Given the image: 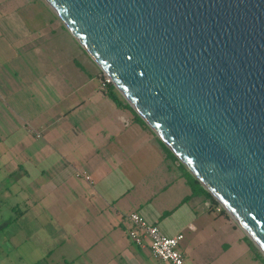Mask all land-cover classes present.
<instances>
[{"label":"crops","instance_id":"obj_1","mask_svg":"<svg viewBox=\"0 0 264 264\" xmlns=\"http://www.w3.org/2000/svg\"><path fill=\"white\" fill-rule=\"evenodd\" d=\"M101 76L45 0H0V195L18 199L24 225L50 243L32 264H168L130 241L133 212L166 236L182 233L186 264L216 262L205 256L215 243L258 261L118 91L119 104L101 89Z\"/></svg>","mask_w":264,"mask_h":264},{"label":"water","instance_id":"obj_2","mask_svg":"<svg viewBox=\"0 0 264 264\" xmlns=\"http://www.w3.org/2000/svg\"><path fill=\"white\" fill-rule=\"evenodd\" d=\"M264 257V0H45Z\"/></svg>","mask_w":264,"mask_h":264},{"label":"rangeland","instance_id":"obj_3","mask_svg":"<svg viewBox=\"0 0 264 264\" xmlns=\"http://www.w3.org/2000/svg\"><path fill=\"white\" fill-rule=\"evenodd\" d=\"M5 183L6 178L4 177V169H2L0 170V187ZM17 202L18 204L16 207L15 204ZM22 208L23 207L18 199L10 198L7 199L6 203L4 194L0 195V264H32V259H37L38 257H41L39 258L40 260L43 259L42 256H33V254L35 253L36 255H39L38 253L47 251L50 246L48 241L44 242V234L43 232L38 231L36 225L34 226L30 223L26 226L24 225V217L19 214ZM217 208L220 209L222 207L219 205ZM221 214L228 220L234 222L225 211ZM226 226L231 230V234L234 235V233H232L233 227L229 223ZM235 226L236 237H239L241 233L245 235L243 230L237 224ZM27 237L30 239V242L25 244L24 241ZM218 239H222L221 242L223 243L225 238L223 234H219L218 236H215L214 240ZM38 243L39 246H37ZM222 248L223 246L220 248L219 243H215L214 248L211 247L209 255H205L213 259H218L211 264H261L258 261H251L250 252L244 257H238L235 251L223 254Z\"/></svg>","mask_w":264,"mask_h":264},{"label":"built area","instance_id":"obj_4","mask_svg":"<svg viewBox=\"0 0 264 264\" xmlns=\"http://www.w3.org/2000/svg\"><path fill=\"white\" fill-rule=\"evenodd\" d=\"M110 84L112 85L111 80L102 72L101 89ZM127 220L129 222L127 236L132 243L141 248L147 247L157 260L165 261L168 264H185L183 255L178 248L183 239L182 233L166 236L156 225L148 223L136 212L130 213Z\"/></svg>","mask_w":264,"mask_h":264},{"label":"trees","instance_id":"obj_5","mask_svg":"<svg viewBox=\"0 0 264 264\" xmlns=\"http://www.w3.org/2000/svg\"><path fill=\"white\" fill-rule=\"evenodd\" d=\"M108 87L110 88L109 93H108L109 96L118 103V98L116 96L113 85L110 84L108 85ZM139 120L143 125H146L141 118ZM186 179L189 183L192 194L201 195L203 196V198L207 199L209 201L210 209H212L213 207L216 208L219 206V204L214 200V198L209 194V192L203 188V186L198 182V180L191 173L186 174ZM219 212L224 213V210L220 208ZM245 240L248 246L250 247V250L252 251L254 258L258 260L259 262H261V264H264V257L261 255V253L257 250V248L253 245V243L246 236H245Z\"/></svg>","mask_w":264,"mask_h":264}]
</instances>
